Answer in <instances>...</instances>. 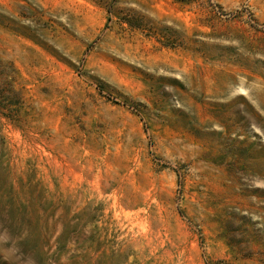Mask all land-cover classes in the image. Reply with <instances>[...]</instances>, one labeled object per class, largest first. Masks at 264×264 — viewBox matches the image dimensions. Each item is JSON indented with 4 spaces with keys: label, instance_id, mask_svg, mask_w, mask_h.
I'll use <instances>...</instances> for the list:
<instances>
[{
    "label": "rangeland",
    "instance_id": "374dc122",
    "mask_svg": "<svg viewBox=\"0 0 264 264\" xmlns=\"http://www.w3.org/2000/svg\"><path fill=\"white\" fill-rule=\"evenodd\" d=\"M0 264H264V0H0Z\"/></svg>",
    "mask_w": 264,
    "mask_h": 264
}]
</instances>
